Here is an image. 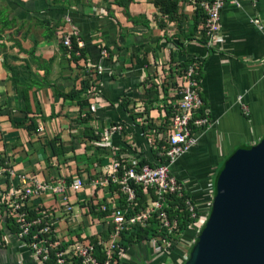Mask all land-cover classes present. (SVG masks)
I'll return each mask as SVG.
<instances>
[{
	"label": "crops",
	"instance_id": "1",
	"mask_svg": "<svg viewBox=\"0 0 264 264\" xmlns=\"http://www.w3.org/2000/svg\"><path fill=\"white\" fill-rule=\"evenodd\" d=\"M154 1L132 0L129 18L115 0H0L8 3L12 12L6 15L8 19H17L13 30L4 33L6 65L30 69L26 80L20 78V82L34 85L23 108L35 113L41 107L45 117L54 115L51 120H35L37 129L31 136L23 132L24 128L12 126L11 118L20 119L24 114L18 112L21 97L1 57L0 154L15 171L35 175L40 181L62 177L88 181L108 172L117 156L155 165L153 141L162 140L168 133L162 134L161 128L165 123L170 127L167 111L179 99L183 67L174 69L192 60L200 61L201 98L212 125L199 133L198 145L171 169L172 174L191 190L194 187L205 192L209 182L213 190L215 175L229 156L264 136V29L251 23L257 18L264 27V0L255 4L235 0L238 7L227 4L221 11V40L211 48L203 43L206 37L200 33L202 19L197 16V0H178L180 9L174 16L180 18L177 22L169 21L152 5ZM132 18L138 19L135 24ZM44 20L50 21V27L58 25L52 40L45 39V31L38 25ZM198 21L199 30L192 35ZM71 31L76 33L75 40L84 42L86 54L79 62L70 61L64 52L63 37ZM16 42L21 46H13ZM103 49L108 50V58L102 57ZM98 66L105 72L89 99L93 110L91 126L97 130L118 122L124 125V132L113 136L112 148H92L88 144L85 149L78 139L84 128L76 122L79 106L53 96V88L67 93L74 85L80 86L89 69ZM56 134H61L66 144L73 143L76 150L60 161L54 160L58 164L51 163L53 169H49L48 149L41 144ZM89 194L90 190L71 201L83 202ZM95 196L100 200L110 198L104 192ZM35 203L53 208L58 201L44 196ZM81 212L82 217L72 220L61 212L55 214L62 220L57 228L66 240L94 229L87 226L92 224V218ZM76 228L79 229L74 231ZM17 250L16 244L0 248V264H36L28 251Z\"/></svg>",
	"mask_w": 264,
	"mask_h": 264
},
{
	"label": "built area",
	"instance_id": "2",
	"mask_svg": "<svg viewBox=\"0 0 264 264\" xmlns=\"http://www.w3.org/2000/svg\"><path fill=\"white\" fill-rule=\"evenodd\" d=\"M251 1L253 4L258 2V0ZM227 4L238 7L235 0H200V9L205 14L204 33L208 48L215 46L221 40L220 17L222 9ZM251 23L263 31L264 27L259 19L253 18ZM73 36H76L74 31L64 35L65 47L71 48ZM76 43L79 48L84 47V42L79 38L76 39ZM101 55L103 58H108V50L103 49ZM200 68V61L194 60L180 76V98L169 107L170 130L164 136L167 146L160 154L163 162L158 166H141L139 160L129 159L127 163L130 167H125L121 171L120 161L123 159L117 156L108 172L101 173L88 181L79 177L70 178V182H68L69 177L40 181L35 175L15 171L11 162L1 155L0 248L16 244L17 251H28L36 264H76L75 260H80L82 264H111L122 235L133 227H144L155 220L161 235L152 237L147 242L152 245V253L157 256L162 252L166 254L165 258L173 257V253H178L176 264L186 263L190 258V249L197 243L201 233L200 228L207 222L212 208V200L204 209H200L194 199H186V195L194 196L193 190L171 172V169L198 144L199 133L208 130L212 125L207 110L201 115L203 101L199 86ZM104 72L102 66L89 69L94 80ZM123 126L118 122L109 123L100 132L101 141L97 144L112 148L113 136L122 134ZM54 163L58 164L55 161ZM112 187L117 188L113 193ZM137 188L144 190L151 204L145 210L134 213ZM88 190L90 197L87 200L83 202L75 200V203H72L73 197L76 198ZM97 192H104L110 197L103 199L107 200L106 204L95 196ZM210 192L213 193V190ZM210 192L208 195L213 199ZM44 196L57 200L58 204L53 208H46L42 204L35 203ZM170 196L185 198L191 218L197 221L196 225H192L177 240L170 239L178 236L180 225L179 219L168 216L165 203ZM121 197L125 198L126 206L123 209L116 203ZM91 206L95 208V212L108 216L97 221V225L92 223L91 227L94 229H91L89 234L84 233L80 236L83 241L74 236L70 240L63 238L57 228L62 220H58L55 214L61 212L62 216H70L72 220L82 217L81 210L85 216V209L90 210ZM190 234L195 235L194 241L189 238ZM92 236L93 238L97 236L94 243L91 241ZM180 245H183V249H177Z\"/></svg>",
	"mask_w": 264,
	"mask_h": 264
},
{
	"label": "trees",
	"instance_id": "3",
	"mask_svg": "<svg viewBox=\"0 0 264 264\" xmlns=\"http://www.w3.org/2000/svg\"><path fill=\"white\" fill-rule=\"evenodd\" d=\"M108 1V0H106ZM132 0H115V3L122 7L124 9V11H126V13L128 14V17L131 18V15L128 13V9L129 6L131 5ZM8 3H0V60L2 57L3 60V66L5 68V70L7 72H9L10 77L12 79V82L14 83V86L16 87V93L17 95H19L20 101H21V107H19L18 112L21 114H24L22 118L20 119H16V118H11L12 121V126L15 128H20L23 129V132L25 134H27L28 136H31L37 129V126L35 125V120H37L38 118H41L42 120H51L54 115H52L51 117H45L44 116V112L41 109V107H39L38 110L35 111V113L31 112L30 109H25L23 108L26 105V102H28L29 98V92L32 90V86L31 84H26L25 82H20L22 81L20 78L26 80L28 72H30V69H26L24 66H7V58L8 55L6 53V50H8L7 45L4 42V33L7 30H13V26L16 25L17 23V19L15 17H13L11 20L8 19V17L6 16L9 13H12L11 10L9 9ZM152 5L155 6V8H157L162 14L167 15L169 17V21H178L180 20V18L174 17L178 14L179 9H180V2L178 0H155L154 2H152ZM197 5L199 6V8L197 9V16L199 17V20L202 19L201 21V28H200V33L201 35H205L204 33V22H205V15L203 10L200 9V0H197ZM17 7V6H16ZM19 7V6H18ZM138 19H133L132 18V23L135 24L137 22ZM38 25L44 29L45 31V39L47 40H52L53 36L55 35V33H57V26H52L50 27V21L48 20H44V21H38ZM200 24V21H198V24H195V26L193 27V32L192 35H194L198 30V26ZM191 38V37H190ZM193 40V38L191 39ZM204 40V39H203ZM207 42V38L206 41L204 40L203 43L206 45ZM13 46H17L20 47L19 44L16 42L14 43ZM64 52L68 53L69 57H70V61L73 62H79L80 60H84L85 58V46L83 48H79L78 47V43H76L75 38H72L71 40V48L66 49L64 46ZM22 51V50H21ZM23 52V51H22ZM29 51H27L28 54ZM34 49L30 50L29 54H33ZM79 53V55H78ZM10 60H12V58H10ZM14 60H16V58H14ZM24 62V61H23ZM193 63V60L189 62L188 65H181V66H176L177 69L174 70H181L183 67V70L181 71V74L179 75H183L186 68ZM29 67V66H28ZM201 69V68H200ZM201 71V70H200ZM201 73L199 74V79H200ZM100 77H97L96 80H94L91 77L90 73H85V77L81 78L80 81V86L79 87H73L72 90H70L69 92L65 93V92H60L59 90H56L55 88H53V96H59L61 98H63V100L66 101H71L76 103V105L79 106L80 108V114H79V119L76 120V122L80 123V125L84 126V128L81 130V135L78 137L79 140H81L83 142V146H85V149L88 148V144L91 145V147H97L100 148L101 146H99L97 144V142L101 141V135L100 132L102 131L101 128L94 130L91 126L92 121H93V110H92V105L89 103V99L90 96L94 95L96 92V88L98 84V81H100ZM36 87L39 88L38 85H35ZM200 86V85H199ZM92 90V92H90ZM179 98H180V93L178 91ZM146 108V107H145ZM147 111V108H146ZM204 111H206V108L203 107V109L201 110V115H203ZM167 116L168 119L171 117V112L170 109H168L167 111ZM25 124H28L27 126ZM167 123H165L163 125V127L161 128V130L164 128V131L162 134H164L166 131L169 132L170 127L166 125ZM103 127V126H102ZM151 127H153L151 125ZM194 131H196V129H194ZM156 136V135H155ZM44 142L41 144L44 148L48 149V156L46 159V166L49 169H53L51 166V163H54V160L60 161L62 159H64V156L68 153H75L76 148L73 146V143H69L66 144L61 137V134H56L54 135L52 138H49L48 140H43ZM166 141L164 140V138L161 140L158 139H154L153 141V154L155 156V159L157 160V163L155 165H149L148 163H145V161H140V165H149L151 167L153 166H158L159 164H162L163 159L161 158L160 154L161 152H163V150L166 148ZM247 147V146H244ZM15 149V148H14ZM0 154V158H1ZM3 158V155H2ZM99 162V161H97ZM122 163V169L125 167H130L128 165V161L127 160H121L120 161ZM225 163V162H224ZM223 163V164H224ZM95 165V164H93ZM223 166V165H222ZM222 166L220 167V169L218 170V172L215 175V178L213 180V194L215 191V183L217 180V177L219 175V172L222 168ZM90 172V171H89ZM103 173V172H101ZM100 173V174H101ZM78 175H81L80 172L76 173ZM99 175V174H97ZM97 175H94L93 178ZM70 178L68 180V182H70ZM114 190H117V188L112 187L111 188V192L113 193ZM136 197H137V201H136V206L133 208L134 213H138L140 210H145L149 204H151V201L145 196L144 194V190L137 188L136 189ZM193 197H189L186 195V199H189ZM102 203V202H101ZM103 203L106 204L107 200H103ZM116 203L118 204V206L120 208H125L126 204H125V198L121 197L120 200L116 201ZM166 207H167V213L168 216L170 218H177L180 220V225H179V229H178V236H174L171 237L170 239L173 240H177L178 237L184 235V233L192 226V225H196L197 221L193 220L189 214L188 208L185 204V198H179L178 196H170L167 198L166 200ZM84 208V207H83ZM90 210H86L85 208V216L84 217H91L92 218V223H96L97 221H101L104 218H106L108 215L106 214H101V213H97L95 212V208L89 207ZM132 214V213H130ZM88 227H91V225H87ZM204 226H202L200 228V232L203 230ZM161 233L158 229L157 224L155 223V220L149 222L146 226L144 227H133L131 228L129 231H127L125 234L122 235L121 241L119 242V247L117 248V250L115 251V254L113 256V259L111 260V264H124V254H128L130 252V249L133 247H139L141 245L146 244L152 237L155 236H160ZM165 235V234H164ZM166 236V235H165ZM80 240L83 241V238H81L80 236L78 237ZM97 236L93 238H91V241L94 243L96 242ZM169 239V240H170ZM174 247V246H173ZM172 247V248H173ZM192 250V248L190 249V251ZM152 252V251H151ZM151 259V258H149ZM174 259H176V257H174ZM152 261V260H151ZM176 261V260H174ZM76 264H82L80 260H75ZM165 264H172L170 261H168Z\"/></svg>",
	"mask_w": 264,
	"mask_h": 264
},
{
	"label": "water",
	"instance_id": "4",
	"mask_svg": "<svg viewBox=\"0 0 264 264\" xmlns=\"http://www.w3.org/2000/svg\"><path fill=\"white\" fill-rule=\"evenodd\" d=\"M184 264H264V136L223 164L210 215Z\"/></svg>",
	"mask_w": 264,
	"mask_h": 264
},
{
	"label": "rangeland",
	"instance_id": "5",
	"mask_svg": "<svg viewBox=\"0 0 264 264\" xmlns=\"http://www.w3.org/2000/svg\"><path fill=\"white\" fill-rule=\"evenodd\" d=\"M20 7V3L17 4ZM17 6V8H19ZM200 135V134H199ZM199 143V141H198ZM198 145V144H197ZM196 145V146H197ZM194 146V147H196ZM193 147V148H194ZM192 148V149H193ZM208 183V182H207ZM212 185V182L210 184H207V186ZM88 187V186H87ZM193 190V194H194V200L195 202L199 205L200 209H204V207L210 203V201L212 200V198L210 199V196L208 195L210 191H212V188L209 189V187L207 188V191H203V192H199L196 190V188H192ZM210 195L213 197V193L210 192ZM86 224V223H85ZM97 225V222H96ZM190 239H192V241H194V237L195 235H189ZM177 249H183V245H180ZM152 245L150 243H146L144 245H141L139 247H133L130 249V252L128 254H126V256H124V264H165L168 261H170L172 264H176V261H171L170 258H165L166 254H162V252H160L159 254H153L152 252ZM176 252V251H174ZM173 257L178 258L179 254L178 253H173ZM151 258V259H149ZM152 260V261H151ZM181 264V263H179Z\"/></svg>",
	"mask_w": 264,
	"mask_h": 264
}]
</instances>
